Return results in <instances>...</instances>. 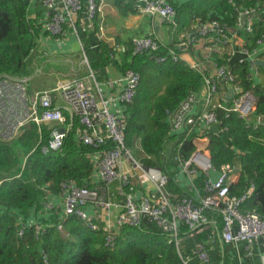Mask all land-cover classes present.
<instances>
[{
    "label": "trees",
    "instance_id": "obj_1",
    "mask_svg": "<svg viewBox=\"0 0 264 264\" xmlns=\"http://www.w3.org/2000/svg\"><path fill=\"white\" fill-rule=\"evenodd\" d=\"M135 1L114 0V4L126 13L134 10ZM22 8V0H0V76L23 77L37 40L43 33L48 34L43 31L40 16L29 18ZM174 8L178 25L184 26V17L189 16L192 28L186 34H193L194 41L188 47L195 55L192 63L199 66L194 69L190 62L173 61L170 57L165 62L158 61L167 56L169 49L179 51L178 46H161L156 52L144 54H135L132 44L127 46L122 71L139 72L141 81L134 103L126 106V143L131 150L133 145L138 146L139 160L144 165L168 175V191L173 199L181 198L185 190L175 181L179 170L177 158L188 160L196 146L192 139L169 135V113L177 110L191 94L200 93L203 77L212 72L211 68H230L238 84L253 91L256 110L249 120L241 119L236 113L220 115V128L226 131L219 136L214 132L209 135L211 161L217 170L228 164L237 169L239 177L230 186V195H246L241 211L264 218V125L256 124L257 117L264 116V85L249 79L252 73L249 61L236 60L230 66L237 49L235 43L240 38L243 40L241 47L252 50L257 40L264 37V0H190ZM252 9L255 13L247 18L246 24H239L240 13ZM96 21L94 31H98ZM214 22L218 24L215 29L206 35L200 34L202 26ZM249 23L253 30L250 33L246 30ZM197 45L210 50L203 55L196 49ZM84 49L90 69L96 74L114 62L115 47L101 43L96 50L86 45ZM144 66L155 68L168 77L165 93L153 104L154 130L151 132H146L138 123L149 99ZM259 68L264 73V66ZM65 116L72 127L62 150L56 153L43 154L42 146L51 137L52 130L63 125H42L39 130L35 123H30L12 141L0 137V264H46L45 256L49 264H184L188 253L183 245L178 251L158 225L147 218L140 227H122L114 248H110L106 246V232L102 228L93 230L87 221L75 215L62 216L59 208L49 206L53 196H61L62 185L67 181L79 187L95 185L97 154L114 147L109 140L99 149L84 144L79 138L83 127L78 118L71 121L69 114ZM203 181L200 176L196 183L202 186ZM35 214L44 216L41 222L39 220L45 226L40 233H37L38 225L28 223ZM212 216L217 221V230L212 227L199 235L205 240L212 232L218 238L222 227L221 217ZM22 225L25 226L24 234L19 236ZM60 225L63 230H59ZM186 230V225L182 224V231Z\"/></svg>",
    "mask_w": 264,
    "mask_h": 264
},
{
    "label": "built area",
    "instance_id": "obj_2",
    "mask_svg": "<svg viewBox=\"0 0 264 264\" xmlns=\"http://www.w3.org/2000/svg\"><path fill=\"white\" fill-rule=\"evenodd\" d=\"M101 3L97 0H87V4L84 0H43L48 12V19L43 25L44 31L51 37H62L66 34L68 26L76 30V17L84 9L88 26L93 28L102 11ZM135 6L142 14L162 18L172 29L178 26L177 12L169 0H136ZM254 13V9L242 11L238 19L239 24H246L247 18H251ZM217 26L216 22L202 26L200 34L206 35ZM98 30L103 33L101 26ZM246 30L249 33L253 31L250 23ZM193 41V34H184V46L188 47ZM132 46L135 54H144L156 52L163 45L152 37H146L133 40ZM239 51L243 56L239 60L241 63L254 62L264 53V37L257 40L252 50L241 48ZM168 57L173 61H184L174 49H169L167 56L159 58L158 61L165 62ZM191 66L196 69L199 65L191 63ZM259 74L258 67H254L249 79L253 81ZM90 79H95V73L92 71L88 79L74 78L56 89L38 91L31 95L27 78L0 76V137L3 140H14L30 123H35L39 130L42 125H63L52 130L51 137L42 146L43 154L59 152L72 127L66 122L64 111H67L72 118L77 117L83 127L79 132V138L84 144L95 149H99L107 140L114 144L113 148L97 154L99 157L97 168L106 184L111 185L117 180L121 182L120 203L115 205L105 189L96 184L79 187L75 182L67 181L63 183L59 196L63 200L62 216L75 215L87 221L93 230L102 228L106 232V246L110 248H114L122 227H140L147 218L156 223L162 233L169 237V242L174 243L180 251L186 237L207 233L212 227L217 230V221L212 216L214 215L221 217L222 227L218 231V238L215 232H212L208 241L211 244L218 242V239L226 244L244 242L247 244L245 256L251 257L253 243L264 237V218L255 213L241 211L240 206L246 195L241 197L230 195V186L239 177L237 169L228 164L217 170L212 164L209 146L199 147L197 143L209 140V135L213 132L219 136L226 131L222 126L217 131L213 129L217 125L220 126V115L236 113L241 119L249 120L256 110L257 103L253 91L243 89L230 68L220 67L203 77L200 93L191 94L177 110L169 113V135L192 139L196 146L195 152L188 160H182L179 156L177 158L179 170L175 181L179 184L178 182L184 178L187 186L184 189L185 195L173 199L168 191V175L160 169L144 165L133 156L131 148L126 143L124 117L116 116L109 111L108 100L103 99L100 104L96 102ZM123 81L125 87L120 101L129 106L134 103L141 75L134 70H127L124 72ZM222 83L229 86L226 91L222 89ZM230 90H233L231 99ZM56 94L60 99L55 97ZM256 124L264 125V116H258ZM125 165L128 168L124 170ZM213 173H218V176L214 178ZM200 176L204 179L202 186L196 183ZM134 179L142 186L151 185L153 189L137 199L134 196L136 191ZM251 191L252 188L249 192ZM88 206H92L100 213L98 221L86 215ZM115 206H118L119 212L114 220V228L110 223L105 225L99 223V219L110 213ZM182 224L187 227L185 232L182 231ZM36 225L37 233L45 228L41 223ZM24 228L22 225L19 236H23ZM58 228L63 230L62 225ZM193 255L203 264L210 262L208 249L204 243H199L194 248ZM44 260L49 264L46 256ZM183 261L184 264H188L189 257Z\"/></svg>",
    "mask_w": 264,
    "mask_h": 264
},
{
    "label": "crops",
    "instance_id": "obj_3",
    "mask_svg": "<svg viewBox=\"0 0 264 264\" xmlns=\"http://www.w3.org/2000/svg\"><path fill=\"white\" fill-rule=\"evenodd\" d=\"M169 1L174 7H180L190 0ZM84 3L87 4V0H84ZM99 3H101V0ZM22 4V11L27 17L37 19V16H40V23L42 24L47 21L48 12L43 4V0H22ZM135 5L136 1L133 11L123 13L115 6L114 0H102V11L96 22L98 23V28H100V26L103 28V33H101L100 30L94 31L95 25L93 28L88 26L86 9L76 17V30H73L72 26H68L66 34L62 37H51L43 33L37 40V46L27 62L26 74L23 76L29 80V93L33 95L38 91L53 90L64 82L74 78L88 79L91 69L84 46L86 45L90 50H96L101 43H105L111 48H116L113 57L114 62L98 74L95 73V79H90L89 83L98 104H100L103 99H106L109 101V111L116 116L124 117L126 106L120 101V96L125 87V82L123 81L125 71H122L124 65L123 56L127 46L133 44V40L152 37L158 40L164 47L178 46L179 51L175 49L182 59L192 63L195 55L190 52L189 47H184L183 44L184 34H186L188 29L192 28L189 16L184 17V26L179 24L175 29H172L162 18L142 14L136 9ZM242 41L243 40L240 38L235 43L237 49L234 50L235 53L232 50L234 56L232 62H230V66H233L236 60L239 61L243 58L239 51L243 45ZM116 46L119 47L117 48ZM196 49L201 50L203 55H206L210 50L204 47V45H197ZM257 60L264 62V53H262ZM250 63L252 71L254 67H258L259 69L260 74L256 77L255 81H259V83L264 85V73L261 68H259L260 66H252L253 62ZM211 71L214 72V68H211ZM143 73L146 78L149 99L147 101V109L140 115L138 123L144 126L146 132H151L154 130L152 121L154 113L153 104L159 96L165 93L168 85V77L165 73L161 74L150 66H144ZM221 87L225 91L229 88V86L225 84L221 85ZM55 97L59 98L58 94H56ZM58 98L55 99L57 102ZM64 113L69 114L67 111H64ZM70 118L71 120L73 119L71 116ZM219 128L220 126L217 125L213 129L217 131ZM197 145L199 147H208L209 140L197 143ZM126 168L128 167L125 165L124 170ZM217 176L218 173H213L214 178ZM95 178L97 179L96 185L104 188L111 201L114 202L115 205H118L121 201L119 197V191L122 186L121 182L117 180L111 185L106 184L98 169ZM133 182L136 186L134 196H136L137 199H140L144 193L153 189L151 185H140L137 179H134ZM178 183L182 189H186L187 182L184 178ZM49 206L51 208L53 206L59 208V212H63L64 210L63 200L57 196L52 197ZM118 212L119 208L115 206L111 209L110 213L99 219V223L102 225L110 223L114 228V220ZM86 215L98 221L100 213L92 206H88L86 208ZM43 217L44 216L41 214H35L28 220V223L36 225L41 222V218ZM199 243H204L208 249L210 256V262L208 264H264V237L259 238L253 243L251 247L252 256L249 258L245 256L247 244L244 242L239 244H226L218 239V242L211 244L208 239L205 240L199 237V235L186 237L182 245L183 250L188 253V264H203L193 255V250Z\"/></svg>",
    "mask_w": 264,
    "mask_h": 264
},
{
    "label": "rangeland",
    "instance_id": "obj_4",
    "mask_svg": "<svg viewBox=\"0 0 264 264\" xmlns=\"http://www.w3.org/2000/svg\"><path fill=\"white\" fill-rule=\"evenodd\" d=\"M132 154H133V156L135 158L140 159L141 154H140V150H139V148H138L137 145H133V147H132Z\"/></svg>",
    "mask_w": 264,
    "mask_h": 264
},
{
    "label": "water",
    "instance_id": "obj_5",
    "mask_svg": "<svg viewBox=\"0 0 264 264\" xmlns=\"http://www.w3.org/2000/svg\"><path fill=\"white\" fill-rule=\"evenodd\" d=\"M252 66H264V62L261 60H256L255 62L252 63ZM229 93H230L229 99H231L233 97V90H230Z\"/></svg>",
    "mask_w": 264,
    "mask_h": 264
}]
</instances>
